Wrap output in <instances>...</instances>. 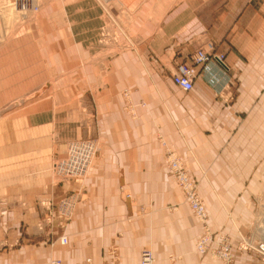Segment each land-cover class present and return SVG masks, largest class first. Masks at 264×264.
Wrapping results in <instances>:
<instances>
[{"label": "crops", "instance_id": "0c3cea01", "mask_svg": "<svg viewBox=\"0 0 264 264\" xmlns=\"http://www.w3.org/2000/svg\"><path fill=\"white\" fill-rule=\"evenodd\" d=\"M3 2L7 0H0ZM63 6L66 22L57 23L66 28L67 36L61 37L57 27V49L61 47L62 57L66 47L72 51L71 58L86 61L82 75L88 83L102 80L91 88L111 92L110 98L125 85L117 77H134L135 91L141 92L142 98L144 92H153L146 94L148 105L146 111L139 112V123H152L148 127L153 134L159 124L182 155L197 156L208 171L204 187L216 192L214 188L222 186L260 185L264 175V0H71ZM113 19L128 22L141 41V54L146 50V55L158 61L154 82L144 78L143 64L131 56H117L109 64L108 50L101 47L99 39L101 28ZM47 37L42 40L44 48L48 47ZM209 42L224 62L211 59L205 70L200 68L193 89L181 93L172 81L176 65L191 63L192 55ZM102 53L108 65L97 67L95 60ZM120 58L129 62L124 68H115ZM61 65L56 66V73ZM73 71H69L70 76L79 75ZM56 87L67 92L57 104L76 106L74 83H57ZM111 101L104 104L109 107ZM51 107L0 119V197L25 204L9 211V221L4 216L0 222V245L9 243L11 253H24V258L15 255L16 264H49L52 257L75 264L85 255L93 257L96 264H139L141 246L151 237L156 264L214 263L194 252V239L201 228L186 206L165 215L162 222L157 211L151 217L126 221L128 209L118 187L126 178L122 171L131 170L123 159L113 163L104 160L96 166L87 183V195L66 228L69 247L52 248L50 238L64 234L65 227L57 223L51 236L42 231L37 226L41 216L37 199L61 196L62 187L53 188L48 182L52 157L61 153L67 139L90 128L92 121L80 122L75 109ZM139 172L136 176L142 186L147 178L142 169ZM216 193L207 195V203L211 217L222 219L214 198L229 203L232 197ZM141 197L143 206L151 203L157 207L159 203L154 194ZM247 197L239 199L246 201ZM113 239L116 261L108 250ZM21 242L28 244L22 246ZM171 254L180 257L173 260Z\"/></svg>", "mask_w": 264, "mask_h": 264}, {"label": "rangeland", "instance_id": "374dc122", "mask_svg": "<svg viewBox=\"0 0 264 264\" xmlns=\"http://www.w3.org/2000/svg\"><path fill=\"white\" fill-rule=\"evenodd\" d=\"M69 1L71 0H7L0 4V119L19 116L27 110L52 106L51 108L55 110L75 109L79 114L80 122L92 121L91 127L85 129V134L70 137L66 140L61 153L53 155L48 182L53 188L61 186L63 191L55 200L52 195L45 199H37L38 208L41 210L37 226L51 236L55 225L62 223L66 232L79 204L87 195V183L96 166L104 160L113 163L114 160L119 162L123 159L129 163L131 170L122 171L126 178L123 177L118 187V194L128 209L127 222H133L139 217H151L156 211L160 214L162 222L167 219L165 215L178 212L180 207L186 206L200 224L201 231L193 243L194 252L199 257L208 258L214 262L213 264H264V250L260 247L264 244V175L258 186H222L214 188L217 193L213 192L211 187H204L208 171L197 156L182 155L178 148L169 143L159 124L156 123L153 134L151 127H148L152 126V123H139V112L146 111L145 108L148 105L146 96L153 92H144L142 98V93L135 91L134 77L132 79L129 75L116 78L123 81L125 85L110 98L108 96L111 92L91 88L90 85L100 84L102 80L92 81L93 83L89 84L86 75H82L86 68V61L71 58L72 51L71 49L66 51V47L62 57L61 52L59 53L61 47L57 49L55 42L57 27L60 28L61 37L67 36L66 28L60 24L66 22L63 5ZM112 21L101 28L99 39L101 47L108 50L106 53L109 64L115 62L117 56H131L133 60L138 59L143 64L146 73L144 78L154 82L153 76L158 72L156 68L158 61L154 60L155 57L152 55L147 54V56L146 50L142 56L141 41L131 32L128 22H117L114 19ZM46 35L48 47L44 48L45 42L42 40ZM103 56L102 53L99 59L95 60L97 67L108 65L107 59L105 63V56ZM128 62L129 59L120 58V63L114 64V67L124 68ZM59 65L62 68L56 73V66ZM71 70H74L73 73L78 72L79 75L70 76ZM201 70L205 69L201 67ZM67 82L74 83L77 88L76 97L73 98V104L76 103L74 107H71V104L60 106L61 104L56 103L57 99L65 98L67 95L66 90L59 91L56 84ZM137 93H140V96ZM181 93L188 92L181 90ZM109 100H112V104L108 107L104 103ZM75 142H92L97 147L95 151L81 147L79 153L93 159L90 164H87L89 167L86 171L83 169L71 178L61 175L56 163L68 157L71 145H75ZM77 146L78 144L76 148ZM178 163L181 166L180 169L176 167ZM139 169L143 170L142 175L147 178L142 186L138 185L139 179L136 176V174L140 175ZM183 174L188 175V182H185L186 178L183 180ZM191 186L208 213L211 240L203 251L199 250V243L204 235L205 225L192 210L188 193ZM214 193L223 197H232L229 203L219 202L216 197L214 198V204L217 203L220 208L222 219L218 217L215 220L210 214L207 195L215 196ZM152 194L159 198L157 207L151 203L148 204L149 207L141 205V196L152 197ZM243 195L248 196L246 201L239 199ZM67 198H73L75 201L68 207L62 206L59 201ZM18 204L25 205L9 201L7 196L0 197V222L4 216L8 218L4 220L9 221V211L18 207ZM152 225L149 222V228L152 229ZM65 232L57 239L50 238L49 243L52 248L69 247L67 246L69 234ZM61 237H67L68 243L61 244ZM111 243L108 250H112L111 254L116 261L118 258L116 239H113ZM26 244L28 243L21 242L22 246ZM154 244L151 237L141 246L139 264H142L144 250L152 253L153 264H156ZM11 246L12 244L9 243L0 245V264H16L13 260L15 255L17 258H24V253L21 251L11 253L9 251ZM179 257L174 254L169 255V258L173 260ZM52 260L67 264L61 257H52L49 264ZM77 261L75 264H96L93 257L86 255Z\"/></svg>", "mask_w": 264, "mask_h": 264}, {"label": "built area", "instance_id": "2783aa9c", "mask_svg": "<svg viewBox=\"0 0 264 264\" xmlns=\"http://www.w3.org/2000/svg\"><path fill=\"white\" fill-rule=\"evenodd\" d=\"M214 50V44L212 42L207 43V46L205 49H200L197 52H195L191 59L192 62H180L177 64L176 69L172 75V81L177 85L181 90L185 92H189L193 89L194 81L199 76L200 68H207L208 63L216 57L219 61L224 62L222 55H216L213 54ZM78 144L77 148L76 145ZM84 146L90 151H95V148L97 147L95 143L88 142V143H77L75 142V145H71V149L68 153V157L61 159L59 162L56 163V166L60 172L61 175H67L71 177L72 175H76L83 171V169L87 170L93 157L88 158L84 157L82 154L79 153L81 151V147ZM87 165V166H86ZM177 168H181L179 164H176ZM183 178L186 182L189 181V178L183 174ZM188 178V179H187ZM189 201L190 204L197 214L198 218L204 223V235L199 243V250L203 251L206 250L209 241L211 240V231L208 224V213L207 210L201 201L200 197L196 194V192L193 191V188L191 187L189 190ZM71 200L72 202L75 201V199H64L62 206H70L68 205V201ZM67 238L63 237L61 239V242L63 244L67 243ZM262 250H264V244L260 246ZM153 257L152 253L149 250H144L142 255V264H153ZM51 264H62L59 260H52Z\"/></svg>", "mask_w": 264, "mask_h": 264}, {"label": "bare ground", "instance_id": "6f19581e", "mask_svg": "<svg viewBox=\"0 0 264 264\" xmlns=\"http://www.w3.org/2000/svg\"><path fill=\"white\" fill-rule=\"evenodd\" d=\"M175 84V83H174ZM177 86V85H176ZM178 87V86H177ZM179 88V87H178ZM80 142V141H79ZM86 142V141H85ZM88 143V142H87ZM85 151V150H84ZM83 151V152H84ZM171 152V151H170ZM81 153V152H80ZM176 161V160H175ZM174 163V162H173ZM179 164V163H178ZM174 165V164H173ZM174 167V166H173ZM86 171V170H85ZM176 172V171H175ZM180 172V171H179ZM183 172V171H182ZM181 173V172H180ZM179 174V173H178ZM188 176V175H187ZM74 177V176H73ZM72 178V177H71ZM183 178V177H182ZM184 180V179H183ZM184 182V181H183ZM186 182V181H185ZM192 187V186H191ZM188 189V188H187ZM186 189V190H187ZM189 193V192H188ZM74 196V195H73ZM68 201V205H70L71 203H72V201L71 200H67ZM47 204V203H46ZM75 205V204H74ZM68 207V206H67ZM73 207V206H72ZM54 210V209H53ZM193 210V209H192ZM196 216V215H195ZM47 219V218H46ZM40 229H42L41 227H40ZM63 237H61V239H62ZM67 238V237H66ZM61 239H60V241H61ZM68 240V239H67ZM67 243H68V241H67ZM66 243V244H67ZM61 244H63L62 242H61ZM198 245V244H197ZM52 246H54V245H52ZM213 246V245H212ZM209 248V247H208ZM211 250V249H210ZM210 253V252H209ZM213 254V253H212ZM219 254V253H218ZM224 254V253H223ZM227 255V254H226ZM154 256V255H153ZM222 260V259H221ZM227 260H228V257H227ZM224 262V261H223ZM229 262H230V260H229Z\"/></svg>", "mask_w": 264, "mask_h": 264}]
</instances>
